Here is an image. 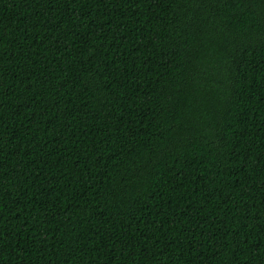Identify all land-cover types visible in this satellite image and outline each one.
<instances>
[{
	"label": "trees",
	"instance_id": "1",
	"mask_svg": "<svg viewBox=\"0 0 264 264\" xmlns=\"http://www.w3.org/2000/svg\"><path fill=\"white\" fill-rule=\"evenodd\" d=\"M0 264H264V0H0Z\"/></svg>",
	"mask_w": 264,
	"mask_h": 264
}]
</instances>
